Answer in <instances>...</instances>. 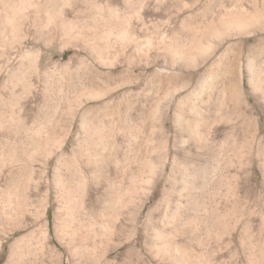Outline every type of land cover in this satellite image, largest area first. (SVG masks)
<instances>
[{
  "label": "rangeland",
  "instance_id": "374dc122",
  "mask_svg": "<svg viewBox=\"0 0 264 264\" xmlns=\"http://www.w3.org/2000/svg\"><path fill=\"white\" fill-rule=\"evenodd\" d=\"M0 264H264V0H0Z\"/></svg>",
  "mask_w": 264,
  "mask_h": 264
}]
</instances>
